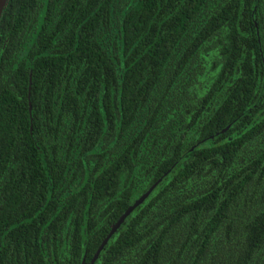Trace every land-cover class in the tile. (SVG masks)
Listing matches in <instances>:
<instances>
[{
	"label": "trees",
	"instance_id": "1",
	"mask_svg": "<svg viewBox=\"0 0 264 264\" xmlns=\"http://www.w3.org/2000/svg\"><path fill=\"white\" fill-rule=\"evenodd\" d=\"M264 264V0H7L0 264Z\"/></svg>",
	"mask_w": 264,
	"mask_h": 264
},
{
	"label": "water",
	"instance_id": "2",
	"mask_svg": "<svg viewBox=\"0 0 264 264\" xmlns=\"http://www.w3.org/2000/svg\"><path fill=\"white\" fill-rule=\"evenodd\" d=\"M7 0H0V15L3 11V8L6 4ZM155 183L146 191L144 192L139 198H137L133 204L127 207V209L123 212V214L117 219V221L111 226V229L109 230L108 234L105 236V238L102 240L101 244L99 245L97 251L95 252L94 256L91 259L90 264L94 261V259L99 254L100 250L103 248V246L106 244L109 237L115 232V230L119 227V225L123 222L125 217L137 206L139 205L151 192V190L154 188Z\"/></svg>",
	"mask_w": 264,
	"mask_h": 264
}]
</instances>
